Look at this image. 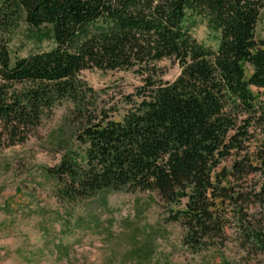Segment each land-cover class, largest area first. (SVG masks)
Here are the masks:
<instances>
[{
	"label": "trees",
	"instance_id": "trees-1",
	"mask_svg": "<svg viewBox=\"0 0 264 264\" xmlns=\"http://www.w3.org/2000/svg\"><path fill=\"white\" fill-rule=\"evenodd\" d=\"M263 12L264 0H0V145L25 143L72 101L80 149L48 168L58 198L153 191L192 252L223 243L233 226L243 251L264 255V145L252 143L264 129L252 89L264 88ZM203 21L217 47L193 35ZM22 24L55 45L13 57ZM165 59L181 66L173 81L161 78ZM95 68L144 77L121 120L82 79Z\"/></svg>",
	"mask_w": 264,
	"mask_h": 264
},
{
	"label": "rangeland",
	"instance_id": "rangeland-1",
	"mask_svg": "<svg viewBox=\"0 0 264 264\" xmlns=\"http://www.w3.org/2000/svg\"><path fill=\"white\" fill-rule=\"evenodd\" d=\"M34 32L26 24L16 30L10 42L13 57L55 45L47 39L38 42ZM256 32L264 39V12ZM193 35L217 47V33L205 21ZM158 66L164 81L181 73L173 60ZM247 73H252L249 65ZM81 77L116 120L128 112L132 100L140 99L137 90L145 84L134 69L95 68L82 71ZM252 89L257 101H264V88ZM73 109L74 103L65 100L25 143L0 145V264H264V255L239 247L233 226L223 243L192 252L182 244V225L167 219L169 210L153 191L104 190L79 201L58 198V183L48 168L59 164L68 149H80ZM252 143L264 145V129ZM231 163L230 158L223 165Z\"/></svg>",
	"mask_w": 264,
	"mask_h": 264
}]
</instances>
